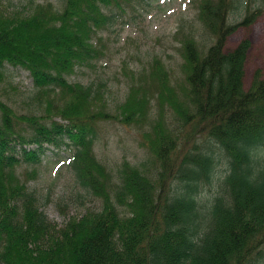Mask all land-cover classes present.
I'll return each mask as SVG.
<instances>
[{
	"label": "trees",
	"instance_id": "obj_1",
	"mask_svg": "<svg viewBox=\"0 0 264 264\" xmlns=\"http://www.w3.org/2000/svg\"><path fill=\"white\" fill-rule=\"evenodd\" d=\"M123 1L63 0L61 9L36 2L10 13L0 0V82L6 64L27 68L39 105L21 113L0 98V264H263L264 75L258 68L245 88L251 41L226 44L264 12V0H195L213 40L202 49L192 34L180 38L183 91L161 57L136 70L124 63L127 94L112 109L104 83L68 76L104 55L98 30L112 18L105 9L123 10ZM240 7L242 18L232 21ZM109 120L145 125L151 165L123 159L111 171L94 149ZM45 144L72 150L77 179L101 209L62 225L48 218L28 185L36 168L18 171L22 161H41ZM222 155L227 170L213 183ZM206 187H214L207 202Z\"/></svg>",
	"mask_w": 264,
	"mask_h": 264
},
{
	"label": "rangeland",
	"instance_id": "obj_2",
	"mask_svg": "<svg viewBox=\"0 0 264 264\" xmlns=\"http://www.w3.org/2000/svg\"><path fill=\"white\" fill-rule=\"evenodd\" d=\"M50 1L58 9L63 0H2L1 9L6 12L28 11L36 2ZM122 9L115 6L106 8L112 18L98 34L105 42L104 55L94 59L92 65L75 68L68 78L95 86L104 83L105 97L113 109L124 101L129 85V76L122 70L147 67L154 57H161L170 72L171 82L180 93L185 82L183 57L180 50V38L185 33L192 34L200 47L205 49L212 43L213 36L197 17L195 0H130L123 1ZM243 7L235 9L231 20L243 16ZM242 11V12H240ZM251 41L245 62L244 86L248 88L253 74L261 68L264 75V12L249 27L240 26L227 41V49L234 47L241 39ZM5 79L0 82V98L10 103L21 113L39 109L38 101L32 98L34 92L33 77L27 68L6 64ZM151 114L159 110L153 101ZM168 120L173 119V111L165 107ZM56 119L62 120L60 117ZM145 125H123L118 121L101 122L100 131L95 140L97 156L117 174L123 159L133 165L145 168L151 165V155L141 145L142 129ZM35 145H30L31 148ZM46 151L41 161H22L18 171L36 168L37 177L28 181L35 191L41 209L50 220L58 225L64 224L73 216H80L88 210L101 209V198L89 194L79 183L71 166L72 150L66 146L56 148L45 144ZM143 164V165H142ZM227 170L225 156L219 158L218 172L213 183H217ZM210 186V185H209ZM214 187H206L200 195L201 201L211 197ZM264 250V247H263ZM264 264V261H263Z\"/></svg>",
	"mask_w": 264,
	"mask_h": 264
},
{
	"label": "bare ground",
	"instance_id": "obj_3",
	"mask_svg": "<svg viewBox=\"0 0 264 264\" xmlns=\"http://www.w3.org/2000/svg\"><path fill=\"white\" fill-rule=\"evenodd\" d=\"M244 76H245V75H244ZM243 80H244V79H243ZM249 86H250V85H249ZM244 87H245V86H244ZM46 149H47V148H46ZM46 149H45V151H46ZM45 151H44V152H45Z\"/></svg>",
	"mask_w": 264,
	"mask_h": 264
}]
</instances>
